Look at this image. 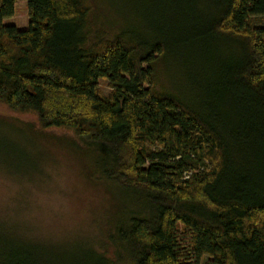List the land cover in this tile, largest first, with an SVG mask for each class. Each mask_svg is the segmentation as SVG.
<instances>
[{
	"label": "trees",
	"instance_id": "trees-1",
	"mask_svg": "<svg viewBox=\"0 0 264 264\" xmlns=\"http://www.w3.org/2000/svg\"><path fill=\"white\" fill-rule=\"evenodd\" d=\"M181 1L169 42L95 31L85 0H27L20 29L5 22L17 0H0V104L70 132L116 198L139 200L109 229L116 260L264 264V0ZM172 50L201 59L200 103L155 89ZM0 244V264H44L31 242ZM112 262L92 248L57 264Z\"/></svg>",
	"mask_w": 264,
	"mask_h": 264
},
{
	"label": "rangeland",
	"instance_id": "rangeland-1",
	"mask_svg": "<svg viewBox=\"0 0 264 264\" xmlns=\"http://www.w3.org/2000/svg\"><path fill=\"white\" fill-rule=\"evenodd\" d=\"M85 4L91 8L93 29L106 36L114 35L118 27L169 42L182 34L181 0H85ZM5 22L27 28V0H17L14 17ZM256 24L263 25L264 20ZM201 64L194 53L168 52L154 64L155 89L200 103L194 79L202 78ZM100 88L104 95L111 91L105 80ZM74 142L70 132L41 131L33 113H15L0 104V243L31 242L42 250L44 264H57L92 248L113 264H127L116 260L114 246L107 244L108 232L133 209L139 211V200L116 198L113 187L97 173L99 156L91 158ZM179 233L186 235L182 226Z\"/></svg>",
	"mask_w": 264,
	"mask_h": 264
}]
</instances>
